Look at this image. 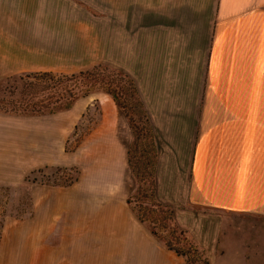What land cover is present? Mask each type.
<instances>
[{"label":"crops","instance_id":"0c3cea01","mask_svg":"<svg viewBox=\"0 0 264 264\" xmlns=\"http://www.w3.org/2000/svg\"><path fill=\"white\" fill-rule=\"evenodd\" d=\"M62 3L74 4L0 0V79L36 67L23 48L37 32H12L21 27L14 21H50L39 11ZM109 9L111 64L132 77L149 115L160 200L187 206L176 217L204 247L216 242L220 214L264 218V0H109ZM7 122L0 114V181L32 162L20 123L7 149ZM95 193L88 212L86 192L76 204L65 189L41 201L33 193L31 218L4 221L0 264H22L24 239L32 264H164L163 246L126 202L129 191Z\"/></svg>","mask_w":264,"mask_h":264},{"label":"rangeland","instance_id":"374dc122","mask_svg":"<svg viewBox=\"0 0 264 264\" xmlns=\"http://www.w3.org/2000/svg\"><path fill=\"white\" fill-rule=\"evenodd\" d=\"M72 2V5L62 3L50 7L52 10L48 12L51 13L47 15L39 11L38 14L44 17L54 18L50 21H14L21 27L18 25L16 30L11 28L12 32H33V36L37 32L38 42L33 38V43L23 48L24 60L36 67L8 69L6 76L0 79V103L18 96L17 93L10 94V90L14 85L20 86L18 76L29 72L72 74L96 64L118 69L112 66L110 58L109 0ZM73 18L79 20L73 21ZM80 22L85 26L82 30H78ZM96 28L106 29L107 32H94ZM127 110L132 111L130 107ZM0 114L8 120L5 135L7 149L14 141L12 126L20 123L24 158H32V162L24 164L22 173H13L9 179L0 181V243L7 217L25 220L33 216V193H37L41 201L48 191L65 189L71 193L69 201L76 204L84 200L83 194L86 192L88 212L95 207V195L99 194L96 191H129V195L134 191L136 184L127 163V149L133 140L132 129L124 111L106 92L92 90L80 94L70 108L53 113H11L0 109ZM155 183L156 197L160 200L156 170ZM165 203L173 209L174 223L203 250L211 264H264L263 217L224 216L207 212L200 206L198 209L219 215L222 220L216 242L204 247L188 228L180 225L176 217V209L186 210L187 206ZM25 230L21 233L22 239L29 235V228ZM58 234L59 228L54 230L50 240L56 241ZM156 240L163 246L164 264H179L181 261L185 264L183 256ZM18 247L22 264H32L30 244L24 239V243Z\"/></svg>","mask_w":264,"mask_h":264},{"label":"trees","instance_id":"16d2710c","mask_svg":"<svg viewBox=\"0 0 264 264\" xmlns=\"http://www.w3.org/2000/svg\"><path fill=\"white\" fill-rule=\"evenodd\" d=\"M18 78L21 80L20 86L14 85L10 90V94L17 93L18 96L0 103V109L4 112L53 113L70 108L80 94L92 90L109 94L117 107L124 111L133 135L127 149V163L136 186L126 198L127 204L156 239L185 258V264H211L203 250L174 223L172 207L156 197L158 152L154 132L135 82L128 73L96 64L72 74L34 71ZM128 107L132 109L131 112L127 110Z\"/></svg>","mask_w":264,"mask_h":264}]
</instances>
